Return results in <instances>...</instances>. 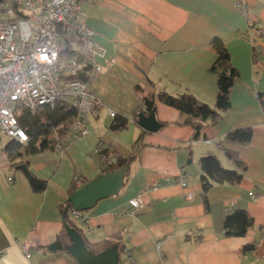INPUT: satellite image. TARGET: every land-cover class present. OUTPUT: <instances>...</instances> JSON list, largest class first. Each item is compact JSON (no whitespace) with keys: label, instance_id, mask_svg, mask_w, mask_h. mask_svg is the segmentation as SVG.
<instances>
[{"label":"crops","instance_id":"obj_1","mask_svg":"<svg viewBox=\"0 0 264 264\" xmlns=\"http://www.w3.org/2000/svg\"><path fill=\"white\" fill-rule=\"evenodd\" d=\"M239 3L247 4L252 21L264 26L262 0L84 3L81 22L92 27L105 50L88 84L103 106L88 115L84 136L62 150L25 157L18 170L0 151V264H76L49 250L63 228L61 206L74 178H84V186L102 175L109 156L134 157L120 192L78 219L70 214L90 243L121 235L125 264H264V111L256 98H264V74L252 65L253 45L246 39L248 22ZM215 38L224 44L238 77L229 110L196 140L193 130L175 125L185 116L160 103L157 94L188 93L213 107L219 79L213 68L218 56L211 48ZM261 46L264 53V40ZM258 61L264 66V56ZM151 96L162 124L155 133L137 125L141 99ZM115 118L126 120V127L112 129ZM242 128L251 129L250 144L218 143ZM97 149L108 156L96 155ZM228 153L246 165L243 179L213 186L203 196L201 159L214 156L223 168L237 170ZM28 172L46 182L44 192L31 191ZM180 173L187 177L184 188L175 183ZM139 195L144 205L132 209L129 200ZM238 210L248 213L253 227L242 237H227L224 218Z\"/></svg>","mask_w":264,"mask_h":264},{"label":"built area","instance_id":"obj_2","mask_svg":"<svg viewBox=\"0 0 264 264\" xmlns=\"http://www.w3.org/2000/svg\"><path fill=\"white\" fill-rule=\"evenodd\" d=\"M87 1L0 0V151L2 137L19 145L27 141L16 119L17 104L37 111L42 106H53L57 101L67 102L77 111L78 118L67 134L66 142L84 136L88 115L102 109V102L88 89L99 70L96 60L105 56V50L96 42L92 27L81 22L82 7ZM237 7L248 22L246 39L253 45L252 65L264 74V66L258 61L264 56L261 46L264 26L260 21L250 19L247 4L239 3ZM65 34L73 35L75 43L74 53L68 59L63 58L67 51ZM110 115L114 117V113ZM100 151L95 150V154L100 155ZM117 160V156H109L104 162L110 167ZM84 183L82 178L74 180L76 187ZM175 183L186 187V175L180 173ZM159 186L154 185L153 189ZM249 195L260 198V195ZM129 205L139 209L144 204L139 195L130 199ZM72 215L78 219L81 212L73 211ZM24 253L27 254V249Z\"/></svg>","mask_w":264,"mask_h":264},{"label":"trees","instance_id":"obj_3","mask_svg":"<svg viewBox=\"0 0 264 264\" xmlns=\"http://www.w3.org/2000/svg\"><path fill=\"white\" fill-rule=\"evenodd\" d=\"M262 1L264 2V0ZM73 37V35L65 34L67 51L63 57L64 59H68L74 53L75 43L73 44ZM211 48L218 56V62L213 68L219 73L217 86L218 93L213 107H209L199 102L188 93L169 95L164 92H159L157 94V100L160 103L179 111L185 116L181 123H175V125L188 127L193 130L195 133L194 138L196 140L200 138V132L206 127V125L216 124L229 110L230 89L235 79L238 77L237 71L229 62V54L224 44L219 39L215 38L211 42ZM79 77L83 78V75H80ZM258 99L261 101L262 109L264 111V98L259 96ZM141 102L143 110L140 113H144L146 115L150 114L157 105L156 98L154 96L142 98ZM15 115L19 127L27 136V141L24 145H19L15 141L9 139V142L3 143V148H1V151H4L6 154L10 167L15 170H18L17 167L23 163L24 158L27 156L62 150L68 144L73 142H71V140L70 142H66L65 138L71 130L74 121L78 118V113L67 102L57 101L53 104V106H42L37 111L27 110L24 106L17 104L15 108ZM136 116L137 114H135V117ZM111 126L112 129L120 131L126 127V120L122 118H115ZM251 139V129L242 128L229 131L223 140L218 143L230 142L248 145L250 144ZM141 146L142 144L140 147ZM100 155L106 157L108 156V154H104V151H102V154ZM227 155L237 170L232 171L223 168L218 159L214 156L201 159L199 166L202 172L200 182L203 196H205L208 190L213 186L224 184L237 185L243 179L244 173L246 172V165L236 154L228 153ZM108 158L109 157H107V159ZM132 160H134V157H130L128 159L119 158L115 165L106 167L103 174L107 171L112 172L125 168ZM26 177L32 192L42 193L46 190L47 184L45 181L38 179L30 172L26 174ZM76 178L82 177L76 176L74 180ZM82 179L86 182L84 178ZM77 190L78 187H76V184L73 183L69 191V196ZM73 211L72 205L67 199L65 204L61 206L63 228L57 235L55 241L50 244L49 250L55 253H62L69 259H72L67 253V247L71 245L70 237L65 229V225H68L80 234L86 248L92 254H97L115 247L119 263L125 264L123 256H125L126 247L123 237L121 235H114L101 242L90 243L85 238L83 230L70 220V214ZM253 224V219L246 211L238 210L226 215L223 222V229L227 237H242L253 227ZM251 249V247L245 248V250Z\"/></svg>","mask_w":264,"mask_h":264},{"label":"water","instance_id":"obj_4","mask_svg":"<svg viewBox=\"0 0 264 264\" xmlns=\"http://www.w3.org/2000/svg\"><path fill=\"white\" fill-rule=\"evenodd\" d=\"M137 125L144 131L151 133L158 132L162 128V124L155 117L154 110L148 115L138 114ZM126 170L127 166L97 176L71 194L68 200L73 210L86 212L93 208L98 201L117 195L124 185ZM65 229L71 240V245L67 247V253L76 264H120L115 247L92 254L75 229L68 225H65Z\"/></svg>","mask_w":264,"mask_h":264},{"label":"rangeland","instance_id":"obj_5","mask_svg":"<svg viewBox=\"0 0 264 264\" xmlns=\"http://www.w3.org/2000/svg\"><path fill=\"white\" fill-rule=\"evenodd\" d=\"M250 15H251V13L249 12V16H250ZM250 19L252 20L251 16H250ZM257 21H258V20H257ZM1 139H2V145H3V143H7V142H9V139L6 138V137H2Z\"/></svg>","mask_w":264,"mask_h":264}]
</instances>
